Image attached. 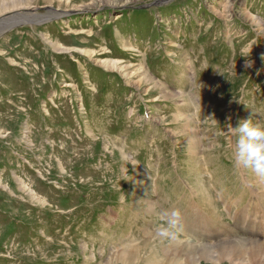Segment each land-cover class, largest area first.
Masks as SVG:
<instances>
[{"label":"rangeland","instance_id":"1","mask_svg":"<svg viewBox=\"0 0 264 264\" xmlns=\"http://www.w3.org/2000/svg\"><path fill=\"white\" fill-rule=\"evenodd\" d=\"M0 5L27 15L0 24V264H264L181 254L264 242V178L234 166L236 127L264 125V0Z\"/></svg>","mask_w":264,"mask_h":264},{"label":"clouds","instance_id":"2","mask_svg":"<svg viewBox=\"0 0 264 264\" xmlns=\"http://www.w3.org/2000/svg\"><path fill=\"white\" fill-rule=\"evenodd\" d=\"M238 140L234 155V166L251 170L257 177L264 178V125L244 120L236 127ZM164 221L157 229V236L169 242L183 243V216L179 209L165 212Z\"/></svg>","mask_w":264,"mask_h":264},{"label":"bare ground","instance_id":"3","mask_svg":"<svg viewBox=\"0 0 264 264\" xmlns=\"http://www.w3.org/2000/svg\"><path fill=\"white\" fill-rule=\"evenodd\" d=\"M1 6V5H0ZM8 6V5H7ZM212 6V5H211ZM193 14V13H192ZM18 16H22V17H25L27 16L25 13H20V14H16V15H8L4 18H1L0 19V24L1 23H5L7 21H9L10 19H12L13 17H18ZM96 17V16H95ZM15 23V22H14ZM13 23V24H14ZM8 24H10V22H8ZM13 26V25H12ZM10 28L9 26H7L6 29ZM5 30V29H4ZM1 31V32H4ZM113 62V66H115L116 61H112ZM145 81V80H144ZM247 191V190H246ZM247 192H245L246 194ZM243 194V192H242ZM244 196V195H243ZM242 196V197H243ZM258 196V195H257ZM242 197L239 199V201L242 200ZM259 197V196H258ZM237 200V199H236ZM261 203L263 202L262 199L260 201ZM259 202V204H260ZM250 204V203H249ZM261 205V204H260ZM263 205V203H262ZM261 207H258L257 208V214H259V212H261L260 210ZM263 211V210H262ZM256 214V215H257ZM261 214H263L261 212ZM260 214V215H261ZM263 216V215H262ZM248 223V222H247ZM249 224V223H248ZM251 231H253V229H251ZM250 243V246H248L247 244ZM171 244V243H170ZM174 244V243H173ZM221 244H229L228 245H221ZM174 245H177L176 243ZM239 245V246H237ZM171 246V245H170ZM214 247H217V248H221V250L226 253L228 251H231V252H234V251H243V250H252L254 255L258 256V258H260L261 256L264 255V242H261L255 238H243V237H234L232 240H223V241H220V242H217V243H213V244H209V245H206V244H203V245H197V246H194V245H191V244H188L187 243V246H185L184 250H182V255H185L187 256V261H191V259L193 258V254L196 252V251H203L205 255L209 256L212 254V250L211 248H214ZM166 248H164L165 250ZM168 249V248H167ZM182 249H183V246H182ZM196 249V250H195ZM139 250H133V255L129 254L130 256H127L126 257V254L127 252H123L119 257H116L118 258L117 260V264H130L132 263L133 261H135V256L137 254ZM167 252V251H166ZM129 253V252H128ZM142 253V252H141ZM164 253V252H163ZM172 253V252H171ZM227 254V253H226ZM164 255V254H163ZM160 256V255H159ZM171 257V256H170ZM262 258V257H261ZM114 260V259H113ZM137 260V259H136ZM171 260V259H170ZM169 260V261H170ZM116 261V260H115ZM112 262V260H111ZM157 262V261H156ZM161 262V261H160ZM113 263V262H112ZM163 263V262H162ZM161 263V264H162Z\"/></svg>","mask_w":264,"mask_h":264},{"label":"water","instance_id":"4","mask_svg":"<svg viewBox=\"0 0 264 264\" xmlns=\"http://www.w3.org/2000/svg\"><path fill=\"white\" fill-rule=\"evenodd\" d=\"M11 27H12V26H11ZM11 27H10V28H11ZM10 28H8V29H5V30H4V32L8 31ZM4 32H3V33H4ZM3 33H2V34H3Z\"/></svg>","mask_w":264,"mask_h":264}]
</instances>
